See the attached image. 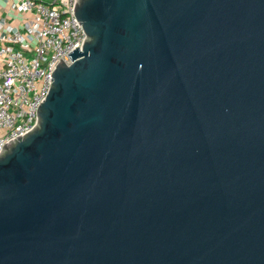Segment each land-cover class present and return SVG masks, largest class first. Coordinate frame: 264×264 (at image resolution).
<instances>
[{"label":"water","instance_id":"1","mask_svg":"<svg viewBox=\"0 0 264 264\" xmlns=\"http://www.w3.org/2000/svg\"><path fill=\"white\" fill-rule=\"evenodd\" d=\"M73 10L0 151V264H264V0Z\"/></svg>","mask_w":264,"mask_h":264},{"label":"built area","instance_id":"2","mask_svg":"<svg viewBox=\"0 0 264 264\" xmlns=\"http://www.w3.org/2000/svg\"><path fill=\"white\" fill-rule=\"evenodd\" d=\"M3 1L7 16L0 17V151L37 124V109L53 82L58 57L70 64L68 53L76 46L82 49L86 38L74 14L75 0Z\"/></svg>","mask_w":264,"mask_h":264},{"label":"crops","instance_id":"3","mask_svg":"<svg viewBox=\"0 0 264 264\" xmlns=\"http://www.w3.org/2000/svg\"><path fill=\"white\" fill-rule=\"evenodd\" d=\"M5 1H3V0H0V17L1 16H7V11H6V6H5ZM13 16H11L10 18H9V20L10 21H13L14 19L12 18Z\"/></svg>","mask_w":264,"mask_h":264}]
</instances>
